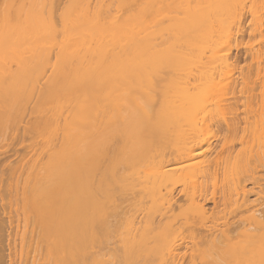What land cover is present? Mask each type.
I'll use <instances>...</instances> for the list:
<instances>
[{"label": "bare ground", "instance_id": "1", "mask_svg": "<svg viewBox=\"0 0 264 264\" xmlns=\"http://www.w3.org/2000/svg\"><path fill=\"white\" fill-rule=\"evenodd\" d=\"M159 1L0 7V179L24 211L14 227L0 204V264L16 240L26 264H264V126L240 128L235 88L252 79L229 74L246 13L264 37V0H179L165 38ZM163 55L182 76L164 107ZM163 109L181 123L152 129Z\"/></svg>", "mask_w": 264, "mask_h": 264}, {"label": "rangeland", "instance_id": "2", "mask_svg": "<svg viewBox=\"0 0 264 264\" xmlns=\"http://www.w3.org/2000/svg\"><path fill=\"white\" fill-rule=\"evenodd\" d=\"M2 1H5V0H0V5L2 4ZM8 1L10 2V0H6V2H3V3L4 4L8 3ZM52 1L54 2L53 8H55L58 5V3L55 2L56 0L55 1L52 0ZM171 1H175L174 4H169V5L166 4V2H171ZM211 1L221 5V4H223L225 2H228V1H231V0H211ZM219 1H224V2L221 3ZM249 1L250 0H248V2L246 0H244V2L246 4H248ZM252 1H255V0H251L250 3ZM49 2L50 1H47L46 4H45V7L43 8L44 14H47V11L50 8ZM178 2H179V0H166V1L162 0V1H159V7H160L159 18L161 20H160L159 25H158V32L160 34H163L164 38L166 37V30L164 29V27H166L167 22L163 21L162 18L167 17V16H171L173 13H170V12H172V8L175 7L178 4ZM4 4H2V6H0L1 8L3 7V9H4V6H7V4H5V5ZM62 4H61V6L59 4L58 12H61L64 9L62 7L63 6ZM257 9L259 10L258 12H257ZM257 9H256V13H261L262 12L261 10H263V9H260L259 7ZM1 10L2 9H0V11ZM45 11H46V13H45ZM253 12L255 13V11H253ZM259 15L256 14V17H254V18H256L255 19L256 21L254 20V22H255L254 24L255 25L258 24L256 22H258L260 17L261 18H260L259 21H261V22L263 21L262 23L264 24V16L261 15V14H259ZM262 18H263V20H262ZM252 24H253V18L251 17L250 14L246 13L245 16H244V19L242 21L243 33H245V34L242 33V35L243 36L245 35V36L243 38L240 36V38L238 40L241 39V43H238L239 42L238 41L237 42L238 45L236 44V47L238 46L239 49H241V50H239L236 47H234V49H231L233 51V53H232L233 65H231V67H229V70L231 71V73L229 72V74H232L235 78H239L240 74L242 72V73H246V76L248 75V77L250 79H252V80H249V78L247 77V79L249 80L247 84H249V86H247V84L246 85L245 84H240L239 87L236 86V88L237 87L238 88L237 89L235 88V94H236L237 98L239 97L240 99L239 100L237 99L238 104H237L236 107H234L236 111H234L232 109L233 112H236L237 116H239V118H240V119L238 118L240 120V122H239L240 128L242 129V128H245L244 126H246V128L248 129V127H249V129L247 131L249 137H250V133L249 132L252 131L253 127H255L254 124H252V121L255 120L254 117L256 115H258L257 118H256V121L260 120V123L259 122L258 123L260 124V126H264V123H263L264 122V105H262V103H261L263 101V98H264V82L262 81L263 78H262L261 81L259 80L261 84L257 80V79H260L259 77H261V74H264V37H261L260 35H255L254 38L252 39L249 36V31H250V28L252 27ZM262 26H264V25H262ZM176 27H178V25L170 26L168 28V31L174 32ZM260 38L262 39L263 42L261 41ZM239 44H241V45H239ZM234 45H235V43H232L231 44V48H233ZM250 48L252 49L251 52L249 51ZM163 52L167 53L168 50L163 49ZM252 53H254V55ZM253 58H255V59H253ZM256 58H257V60H256ZM259 60H260V62H259ZM254 62L257 65H258V62H259V64H262V65H260L261 68L259 67V65L257 66ZM253 68L256 69L257 71H258V69H259V71L261 70L262 73H261V71L257 72ZM180 72H181V68H179V67L177 68V67L174 66V64L169 63L168 60H167L166 55H163V56L159 57L158 66L155 69H151L150 70V73H152L153 75H156L157 79L159 80V84L156 86V91L158 93V94H156V99H157V105L156 106H158L160 104V102H162L163 107H164L165 104H166L167 99L169 100V98L174 95L173 92H169L168 93V91L170 90L169 87H168V83H169L170 79H175V78L182 77L179 74ZM255 72L258 73V74L256 75ZM259 73H261V74H259ZM256 77H258V78H256ZM255 79H256V81H255ZM257 82H258V85L254 84V83H257ZM252 85H253V88H252ZM254 86H255V88H254ZM236 90H237L238 94L236 93ZM167 96H168V98H167ZM261 99H262V101H261ZM172 110H173L172 109V105L169 103L168 114H170V112ZM163 115H164V109L160 112V117L158 118L157 121L155 119H153V121H152L153 122L152 129H156L157 128V129H160L162 131H165V130L173 128V127H175V126H177V125H179L181 123L180 121H178L177 118H173V117H168V118L164 117L163 119H161L159 121V119L162 118ZM245 118H248V119H245ZM261 118H263V119L261 120ZM245 120L246 121L248 120L249 123H247ZM261 121H263V122H261ZM244 123L246 125H244ZM258 123L255 124V125H258ZM262 123H263V125H262ZM247 124L249 125L248 127H247ZM152 131H154V130H152ZM213 136L216 137V135H213ZM249 137H247L246 139L249 140L251 138V137L250 138ZM249 142H251V139L248 141V144H250ZM236 144H238V143H236ZM239 146L237 145L235 147L236 151L234 150V153H237V151L240 150V149H237V148H239ZM3 172H2L1 179H2V177H4L5 179L4 178L2 180L0 179L1 180L0 184L2 183V185H0V188H1L0 189V200L2 199V201H0V204L2 206V210L5 212V218L8 219V222L9 221L12 222V226L15 227L17 224L21 225V221H22L23 214H24V211L22 212V209H23V206H22V203H21V199L22 198L17 195L16 189H14L13 193H11V200L9 199V197L7 196V193H6V188H5V186L7 185L6 182H5L6 181V176L8 174L6 175V173H7L6 171L4 172V174H3ZM261 174L264 175V171ZM263 175H261V176L263 177ZM263 180L264 179L262 178L261 181L260 180L258 181L259 183H261L262 187L264 186V184H263L264 181ZM259 183L256 184L257 187H255V189H259L258 187L261 186ZM261 188L259 189L260 191L264 190V187L262 188V190H261ZM255 191L257 192L258 190H255ZM260 194H261V192H260ZM253 196L255 197V195H253ZM253 196H250V199L251 200L253 199L254 201H256L257 196L255 198ZM260 197L262 198V200H264L263 199V197H264L263 194L260 195ZM260 197H259V200H257V201L261 200ZM257 201L255 202L256 204H257ZM262 202H264V201H262ZM127 203L128 202L126 201V203H124V206ZM258 206H261L260 208L262 210L264 209V204L262 205V203H261ZM26 207H27V204H25V209H26ZM106 207L107 206L104 205V208H106ZM258 209H259V207H258ZM8 222L5 223L6 227H8ZM233 222H237V220L235 219ZM16 238H20V237L16 236ZM16 243H17V247H16V254L17 255L14 256V259L16 260V264H26V261H27V258L25 260L26 254L23 253V255L21 257L20 253H19L20 241L16 240Z\"/></svg>", "mask_w": 264, "mask_h": 264}]
</instances>
